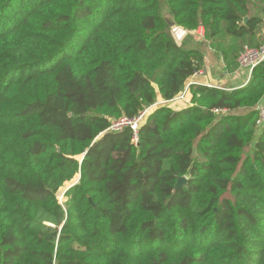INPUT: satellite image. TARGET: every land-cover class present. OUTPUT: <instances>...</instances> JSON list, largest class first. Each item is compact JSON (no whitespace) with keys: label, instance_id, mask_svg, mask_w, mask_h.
Segmentation results:
<instances>
[{"label":"trees","instance_id":"obj_1","mask_svg":"<svg viewBox=\"0 0 264 264\" xmlns=\"http://www.w3.org/2000/svg\"><path fill=\"white\" fill-rule=\"evenodd\" d=\"M167 1L230 72L263 45L264 0ZM166 18L159 0H0V264H264V62L173 107L205 58ZM155 105L137 146L109 130Z\"/></svg>","mask_w":264,"mask_h":264},{"label":"crops","instance_id":"obj_2","mask_svg":"<svg viewBox=\"0 0 264 264\" xmlns=\"http://www.w3.org/2000/svg\"><path fill=\"white\" fill-rule=\"evenodd\" d=\"M175 28L173 29V32L177 42L185 44V46L190 49H193L194 42H197L198 45L202 46L199 50L203 52L205 58V68L188 80L186 94L187 91H189V87L192 85L216 88L224 91H234L243 89L249 84L252 73L248 69L240 67L233 72L228 71L222 55L212 49L210 44L206 42L203 28H200L195 32H188L180 27L178 28L179 30ZM259 36L263 44L264 26ZM184 104L187 106L189 103L186 100H179L178 98L172 105L173 107H176V105L184 106ZM259 104L264 105V98Z\"/></svg>","mask_w":264,"mask_h":264},{"label":"built area","instance_id":"obj_3","mask_svg":"<svg viewBox=\"0 0 264 264\" xmlns=\"http://www.w3.org/2000/svg\"><path fill=\"white\" fill-rule=\"evenodd\" d=\"M263 62H264V44L259 48L245 47L238 59L239 67L243 69H248L251 73L257 66H259ZM178 98L179 100H185L186 92L181 93L179 97H177V99ZM157 105L143 111L138 117L134 119L123 117L113 121L109 130L112 132H120L126 128H131L134 131L133 143L137 146L139 144L140 127L145 122L149 112L152 109L158 107ZM257 111L259 114L260 123L264 127V105L259 104L257 106ZM216 112H219V110H216Z\"/></svg>","mask_w":264,"mask_h":264},{"label":"rangeland","instance_id":"obj_4","mask_svg":"<svg viewBox=\"0 0 264 264\" xmlns=\"http://www.w3.org/2000/svg\"><path fill=\"white\" fill-rule=\"evenodd\" d=\"M160 1V7H161V14H162V16H164V17H167V18H169V6H168V1L167 0H159ZM175 28V27H174ZM173 28V29H174ZM179 27H176L175 29H177V30H179L178 29ZM264 44V43H263ZM178 45L182 48V49H184V50H189L190 48H188V47H186L185 46V44H182V43H180V42H178ZM199 48H202V46L201 45H198L197 44V42H194V44H193V49H199ZM177 106V105H176ZM180 106H182V107H186V105L184 104V106L183 105H180ZM153 110H155V109H152L150 112H152ZM242 112H244V111H242ZM260 127H262V125H261V123H260ZM79 180H80V175H78L77 177H76V179H74L73 181H71V182H67L65 185H64V187H62L61 189H60V191H59V196H60V201H61V203L64 205L66 202H67V198L65 197V194H66V192L71 188V187H73V186H75V184L76 183H78L79 182Z\"/></svg>","mask_w":264,"mask_h":264},{"label":"water","instance_id":"obj_5","mask_svg":"<svg viewBox=\"0 0 264 264\" xmlns=\"http://www.w3.org/2000/svg\"><path fill=\"white\" fill-rule=\"evenodd\" d=\"M166 20H167V22H168V24H169V26L170 27H174L175 25H176V22L174 21V19L173 18H166ZM247 21H248V18H245V24L247 23ZM187 181H188V179L186 178V177H181L179 180H178V182H177V184H176V186H175V192H177L180 188H182L183 186H185V185H187ZM77 184V183H76ZM75 184V185H76Z\"/></svg>","mask_w":264,"mask_h":264}]
</instances>
